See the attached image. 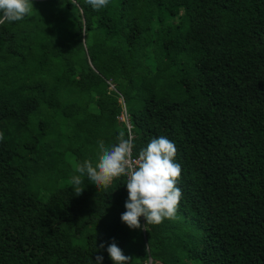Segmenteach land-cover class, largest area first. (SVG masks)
<instances>
[{
    "label": "trees",
    "instance_id": "trees-1",
    "mask_svg": "<svg viewBox=\"0 0 264 264\" xmlns=\"http://www.w3.org/2000/svg\"><path fill=\"white\" fill-rule=\"evenodd\" d=\"M33 5L0 25V264H264V0ZM121 133L175 143L177 219L122 223L126 177L74 194Z\"/></svg>",
    "mask_w": 264,
    "mask_h": 264
},
{
    "label": "clouds",
    "instance_id": "clouds-1",
    "mask_svg": "<svg viewBox=\"0 0 264 264\" xmlns=\"http://www.w3.org/2000/svg\"><path fill=\"white\" fill-rule=\"evenodd\" d=\"M94 10L107 7L109 0H85ZM33 0H0V25L22 21L32 14ZM0 132V140H3ZM135 144L131 137L121 133L114 144L98 142V159L78 163L69 184L75 195L82 194L81 185L86 177L97 188H107L113 180L126 177L128 198L125 212L121 214L122 223L130 229L148 231L149 226L158 225L165 219H177L182 199L178 187L182 166L176 160L178 149L166 136L154 137L134 156ZM143 217L145 224L141 225ZM105 245L101 243L99 249ZM98 249V251H99ZM113 264H130L131 257L125 255L113 240L106 249ZM103 256L95 257V264H102Z\"/></svg>",
    "mask_w": 264,
    "mask_h": 264
},
{
    "label": "rangeland",
    "instance_id": "rangeland-1",
    "mask_svg": "<svg viewBox=\"0 0 264 264\" xmlns=\"http://www.w3.org/2000/svg\"><path fill=\"white\" fill-rule=\"evenodd\" d=\"M8 64V62H7V60H5L4 58H0V65L1 66H6ZM65 169H63V172L64 173H70L71 171H70V169L68 168V167H64ZM40 209V204H38V203H34L32 206H31V208H30V211L32 212V213H35V212H37L38 210Z\"/></svg>",
    "mask_w": 264,
    "mask_h": 264
},
{
    "label": "built area",
    "instance_id": "built-area-1",
    "mask_svg": "<svg viewBox=\"0 0 264 264\" xmlns=\"http://www.w3.org/2000/svg\"><path fill=\"white\" fill-rule=\"evenodd\" d=\"M119 120L122 121V122H124L127 125V127L129 128L128 122H127V117L124 114V112L120 115Z\"/></svg>",
    "mask_w": 264,
    "mask_h": 264
},
{
    "label": "water",
    "instance_id": "water-1",
    "mask_svg": "<svg viewBox=\"0 0 264 264\" xmlns=\"http://www.w3.org/2000/svg\"><path fill=\"white\" fill-rule=\"evenodd\" d=\"M148 264H152V261L150 260Z\"/></svg>",
    "mask_w": 264,
    "mask_h": 264
}]
</instances>
